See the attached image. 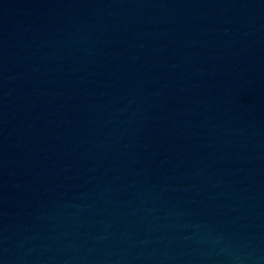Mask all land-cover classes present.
I'll return each mask as SVG.
<instances>
[{
  "label": "water",
  "instance_id": "95a60500",
  "mask_svg": "<svg viewBox=\"0 0 264 264\" xmlns=\"http://www.w3.org/2000/svg\"><path fill=\"white\" fill-rule=\"evenodd\" d=\"M0 264H264V0H0Z\"/></svg>",
  "mask_w": 264,
  "mask_h": 264
}]
</instances>
